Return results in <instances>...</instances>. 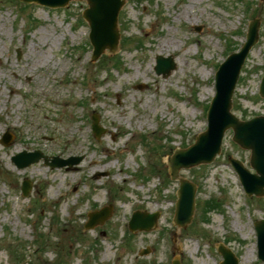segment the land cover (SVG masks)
Returning <instances> with one entry per match:
<instances>
[{"label": "rangeland", "instance_id": "obj_1", "mask_svg": "<svg viewBox=\"0 0 264 264\" xmlns=\"http://www.w3.org/2000/svg\"><path fill=\"white\" fill-rule=\"evenodd\" d=\"M86 7L85 0L59 8L0 0V264H220L221 243L239 264H264L254 228L264 197H248L228 161L250 167V151L233 131L212 163L180 171L198 185L185 228L173 221L179 181L167 165L206 129L217 66L240 49L256 18L259 40L233 110L244 119L264 115V0H126L117 52L95 61ZM157 55L176 61L168 77L156 73ZM93 114L104 129L99 138ZM6 132L9 145L1 142ZM24 150L83 159L72 168L43 159L18 168L12 157ZM206 199L213 202L204 206ZM109 205L104 223L85 227L89 212ZM136 210L158 212L157 225L130 231Z\"/></svg>", "mask_w": 264, "mask_h": 264}, {"label": "water", "instance_id": "obj_2", "mask_svg": "<svg viewBox=\"0 0 264 264\" xmlns=\"http://www.w3.org/2000/svg\"><path fill=\"white\" fill-rule=\"evenodd\" d=\"M25 2H36L51 7L65 6L70 0H23ZM89 7L84 10V17L91 26L90 38L94 45L93 60H96L107 48L115 52L119 42L118 14L125 0H87ZM259 21L255 20L249 27L248 38L242 49L231 54L220 66L216 75V94L208 109V128L198 135L197 140L190 147L176 149L175 153L168 158V166L173 179H179L178 202L174 221L178 226L186 227L193 219L196 209L197 185L181 177V168H191L201 163L212 162L220 153L222 141L226 131L233 128V139L240 146L251 150L250 163L256 170L253 173L239 159L230 157L234 168L239 173L246 192L249 195L256 194L264 196V115L256 116L249 120H242L232 111V97L238 81L240 71L251 47L258 40ZM176 63L173 57L157 56L155 67L158 74L168 76ZM260 93L264 96V77L260 87ZM94 131L99 137L103 129L98 124V117L94 116ZM11 137L3 140L9 144ZM44 157L49 162V157L40 151L22 152L13 157L19 167H25ZM82 160V156L61 159L55 157L52 166H73ZM31 182L24 181L23 193L28 195ZM111 214V208H104L89 213L87 228L103 223ZM158 214L136 211L130 221L131 230H151L156 224ZM258 233L259 257L264 260V220L256 225ZM224 257L221 264H239L235 253L224 245L218 247ZM149 253L144 249L141 254ZM173 264H181L178 259Z\"/></svg>", "mask_w": 264, "mask_h": 264}, {"label": "bare ground", "instance_id": "obj_3", "mask_svg": "<svg viewBox=\"0 0 264 264\" xmlns=\"http://www.w3.org/2000/svg\"><path fill=\"white\" fill-rule=\"evenodd\" d=\"M165 42L168 44V41H167V40H166ZM15 89H16V88H12V89H11V92L14 93V92L16 91ZM17 148H19V147H17ZM108 148H110V146H107L106 149H108ZM252 254H253V252H252Z\"/></svg>", "mask_w": 264, "mask_h": 264}, {"label": "trees", "instance_id": "obj_4", "mask_svg": "<svg viewBox=\"0 0 264 264\" xmlns=\"http://www.w3.org/2000/svg\"><path fill=\"white\" fill-rule=\"evenodd\" d=\"M210 202H213L212 200H207V201H205V203H204V206H207V205H209L210 204ZM213 206V205H212Z\"/></svg>", "mask_w": 264, "mask_h": 264}]
</instances>
